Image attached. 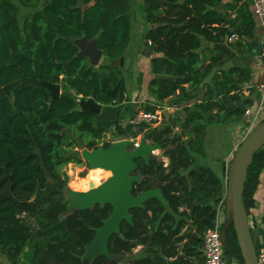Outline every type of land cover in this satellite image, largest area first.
Masks as SVG:
<instances>
[{
	"label": "trees",
	"instance_id": "1",
	"mask_svg": "<svg viewBox=\"0 0 264 264\" xmlns=\"http://www.w3.org/2000/svg\"><path fill=\"white\" fill-rule=\"evenodd\" d=\"M222 1L143 0L146 21L155 25L144 34L154 52L147 83L153 100L137 109L153 111L170 99L182 106L170 117L180 130L164 113L159 125L128 122L118 136L141 135L167 157V167L153 157L136 158L141 176L132 188L134 195L159 188L165 204L151 196L131 208V221L122 220L109 236L111 256L98 254L89 264L203 263L204 233L222 200L219 179L201 161L205 130L243 121L252 103L242 86L251 69L227 66L229 55L218 45L251 38L255 22L246 2L218 10ZM20 8L29 16L20 19ZM130 29L128 0H0V254L10 264H85L86 246L111 214L108 203L68 211L62 167L83 162L77 148L112 142L106 140L112 120L80 109L78 101L92 97L114 106L127 100L125 78L112 61L123 55ZM81 37L96 39L102 52L97 66L77 56L74 39ZM19 52L20 64L8 65L10 54ZM42 81L58 84L60 95L52 98ZM263 168L259 150L244 184L247 211ZM227 235L224 257L229 252L243 264L232 227ZM254 243L257 251L260 243Z\"/></svg>",
	"mask_w": 264,
	"mask_h": 264
},
{
	"label": "water",
	"instance_id": "2",
	"mask_svg": "<svg viewBox=\"0 0 264 264\" xmlns=\"http://www.w3.org/2000/svg\"><path fill=\"white\" fill-rule=\"evenodd\" d=\"M95 1V0H94ZM222 7L219 3L217 9ZM78 48L77 56L85 57L91 66H97L102 61V52L97 47L95 38L88 39L81 37L74 39ZM24 58L23 53H11L7 62L8 65H18ZM124 57L112 61L114 66L122 71ZM41 85L49 90L52 98L58 97L61 93L60 86L55 83L42 81ZM78 106L82 110H89L92 113H100L102 105L94 101L92 97L80 98ZM132 139H120L113 141L106 148L99 146L96 149L81 151L83 158L90 168H104L110 170L111 175L101 184L94 187L93 182L89 183L88 191H76L69 189L70 201L67 210L86 209L95 204L112 206L111 214L102 221V225L96 229L92 241L86 246L83 260L88 263L98 254L110 257L107 242L109 236L119 232V224L122 220L131 221L129 210L140 206L151 196L158 197L163 204L165 200L159 188L146 190L139 195L132 194L134 183L140 181V173H135L136 158L148 160L152 157V151L157 149L156 144H149L141 137L139 144L133 146ZM264 151V118L252 127L242 138L236 147L229 165L224 168L226 173L225 187L219 192L222 197L220 206H223L225 217L221 228V244L229 251L227 230L232 227L237 246L240 251L243 264H259L254 239L249 225L248 211L243 202V190L254 154ZM233 258L228 252L227 264H232Z\"/></svg>",
	"mask_w": 264,
	"mask_h": 264
},
{
	"label": "crops",
	"instance_id": "3",
	"mask_svg": "<svg viewBox=\"0 0 264 264\" xmlns=\"http://www.w3.org/2000/svg\"><path fill=\"white\" fill-rule=\"evenodd\" d=\"M235 0H223L224 3H233ZM247 3L251 11L252 18L255 22L254 33L251 38L238 40L236 37L230 38L233 47L228 44L218 45V47L229 55L227 66H246L252 71L251 78L242 84L243 92L246 97L252 100L249 106L247 116L241 122H232L224 124H210L206 127L204 134V158L201 160L207 163L217 178L219 179L222 190L225 187L226 173L224 171L230 163V159L242 140L245 134L260 121H254V114L259 94L256 87L261 80V59L259 55L260 42L264 38V18L260 19L256 16L252 3L249 0H241ZM130 14V38L128 45L123 53L122 74L126 83L127 100L114 105L102 106L101 113L112 120L113 124L108 134L113 138V141L120 140V134L129 122L130 118L136 112L137 108L147 100H153L147 91V83L152 77L150 72V59L154 55L152 47L145 40V32L154 27V24H149L146 21V16L143 10V0H128ZM240 2V1H239ZM219 5V4H218ZM222 9V7L220 8ZM218 9V10H220ZM246 42V43H244ZM160 107L167 112L171 110L173 115H178L181 105H172L171 100H164ZM169 113V112H168ZM172 116V115H171ZM264 116V114H263ZM166 117V116H165ZM113 134H116L115 136ZM128 139V138H124ZM156 158L155 156H153ZM85 162H87L82 158ZM159 160V159H157ZM95 169V168H93ZM90 183V181H89ZM73 187L70 189L85 191L86 189ZM253 204L248 210L249 225L253 239L264 244V232L261 229L262 210L264 208V168L258 176V185L253 195ZM140 246L132 250V255H135ZM129 257V256H128ZM225 264H227V258ZM1 264H10L6 257H0ZM232 264H238L233 260Z\"/></svg>",
	"mask_w": 264,
	"mask_h": 264
},
{
	"label": "built area",
	"instance_id": "4",
	"mask_svg": "<svg viewBox=\"0 0 264 264\" xmlns=\"http://www.w3.org/2000/svg\"><path fill=\"white\" fill-rule=\"evenodd\" d=\"M254 8L256 16L260 19L264 18V0H249ZM261 59V80L256 87V91L259 94V101L256 105V110L254 114V121H260L264 118V38L260 42ZM249 111V109H247ZM247 111V112H248ZM164 109L161 107L156 108L153 111H146L144 109H137L135 114L130 118L129 123L136 125L139 123H145L149 127H155L159 125L164 118ZM132 139L133 146L135 147L139 144L138 138ZM140 140V139H139ZM147 143L151 144L149 141ZM152 156H159L158 159L164 167L168 165V159L162 154L161 149L157 148L152 151ZM225 212L223 206L218 207L217 217L213 227L209 228L204 233V243H203V254L204 261L202 264H225L224 260V247L221 244V228L224 221ZM262 224L261 229L264 232V208L262 210ZM257 259L259 264H264V244L260 243V247L257 250Z\"/></svg>",
	"mask_w": 264,
	"mask_h": 264
},
{
	"label": "rangeland",
	"instance_id": "5",
	"mask_svg": "<svg viewBox=\"0 0 264 264\" xmlns=\"http://www.w3.org/2000/svg\"><path fill=\"white\" fill-rule=\"evenodd\" d=\"M30 12L31 11H27L25 9L20 8V12L18 13V16L20 19H23L24 17H28L29 16L28 14ZM164 111H166V110H164ZM168 112H167V115L165 117L167 123L171 124L172 127H174V131H179L180 129H179V126H177L176 122L173 123L170 121V117H171V115L173 116V113L171 112V110ZM136 138H138V141H139V139H141V135H139ZM111 139H113V138L110 136V134H107L106 140H111ZM77 149H78L79 155L81 156V151L83 150V148H77ZM158 157L159 156H156L155 159L157 160ZM62 171H63V176H65L67 179V186L69 187V189H70V185L73 187H76V188H79V187H77L79 185V186H81V188L86 189L85 191L89 190V181L93 182L94 187H95V186L101 184L103 181H105L111 175L110 170H107L104 168H99V167L95 168V169L90 168L87 164L85 165L84 161L81 164H76L73 162L66 163L62 167ZM71 190H74V188L73 189L71 188ZM79 191H82V190H79ZM68 199L70 201V198H68ZM128 256H129V254L124 255V257H128ZM0 257L3 258L4 255L0 254ZM224 260H225V258H224ZM90 261L86 264H89Z\"/></svg>",
	"mask_w": 264,
	"mask_h": 264
}]
</instances>
